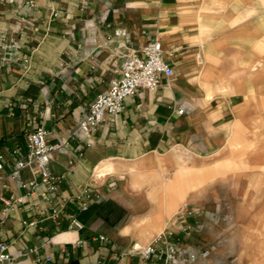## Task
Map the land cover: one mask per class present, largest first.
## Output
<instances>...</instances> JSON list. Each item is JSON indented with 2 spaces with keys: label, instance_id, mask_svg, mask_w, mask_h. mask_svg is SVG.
<instances>
[{
  "label": "crops",
  "instance_id": "crops-1",
  "mask_svg": "<svg viewBox=\"0 0 264 264\" xmlns=\"http://www.w3.org/2000/svg\"><path fill=\"white\" fill-rule=\"evenodd\" d=\"M156 37L175 75L80 134L81 111ZM41 125L51 143L74 133L77 148L54 152L50 164L63 177L49 193L65 205L58 221L42 213L44 188L31 194L9 179ZM0 152V240L14 258L6 264H139L126 250L169 230L191 250L208 249L192 242L218 237L227 208L249 235L264 211L250 181L264 179V0L0 1ZM86 184L100 200L81 211L74 196ZM13 196L23 202L5 217L2 200ZM73 214L83 229H70Z\"/></svg>",
  "mask_w": 264,
  "mask_h": 264
},
{
  "label": "built area",
  "instance_id": "built-area-1",
  "mask_svg": "<svg viewBox=\"0 0 264 264\" xmlns=\"http://www.w3.org/2000/svg\"><path fill=\"white\" fill-rule=\"evenodd\" d=\"M13 47L18 46L14 45ZM174 75V68L165 59L161 39L156 37L147 42L131 56L125 68L117 70L109 89L98 94L89 108L81 111L82 116L77 122V131L84 137L92 135L107 121L108 116L121 114L125 110V103L129 97L139 94L142 90H157L162 86L164 78L169 79ZM183 112V109L179 110V113ZM49 136V130L42 125L27 134L28 152L26 158L17 161V170L9 176V179L11 181L20 180L21 186L29 190L31 194H35L41 187L44 188L43 195L46 196L49 204L43 207L42 213L47 219L58 221L64 212L65 205H53L49 193L59 192L63 177L51 172L50 164L54 152L69 150L75 152L77 148L71 146V140L74 138L72 132L68 134V139L65 142L51 143ZM88 145H91L90 140ZM5 161L4 154L0 152V178ZM25 170L31 173V178L28 180L21 177ZM74 198L78 200L81 211L87 210L92 201L100 200L99 194H93L87 184L80 187L79 193ZM2 201L5 205L3 214L6 217L8 212L15 208V203L23 202V198L13 196L11 199ZM180 212L193 215L196 211L187 210L184 207ZM3 223L4 221H0V231ZM30 224H34V222ZM69 227L80 230L84 228V224L77 215L73 214L70 217ZM194 227L202 228V224L197 223ZM101 239H105V237L101 236ZM29 252H37V250L30 249ZM123 256L138 257L139 264H213L212 250H191L183 244L179 235L171 230L163 232L150 244H132ZM13 260L9 251V243L0 240V264H6ZM50 260L47 258V261Z\"/></svg>",
  "mask_w": 264,
  "mask_h": 264
},
{
  "label": "rangeland",
  "instance_id": "rangeland-1",
  "mask_svg": "<svg viewBox=\"0 0 264 264\" xmlns=\"http://www.w3.org/2000/svg\"><path fill=\"white\" fill-rule=\"evenodd\" d=\"M250 181L255 190L253 198H262L264 194H259L261 193L259 189L264 186V179L253 178ZM226 198L225 201L228 203V199L230 200V198ZM256 213L254 217L256 220L252 221L254 223L252 225L255 226L249 227V235H245V232L243 235H239L240 226H234L233 228L231 224L234 222L236 214L235 211L233 212L232 210L230 212L227 208L223 215L225 224L221 226L219 236L204 240L198 238L192 243L206 244L208 249L212 250L215 264H264V241H261L262 238L264 239V211L259 209ZM248 214L250 213L243 212L244 220H246L245 217Z\"/></svg>",
  "mask_w": 264,
  "mask_h": 264
}]
</instances>
